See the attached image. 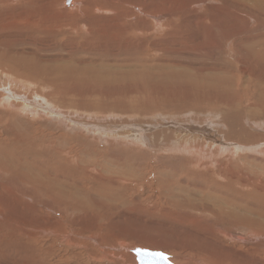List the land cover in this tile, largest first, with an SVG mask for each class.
<instances>
[{
	"label": "rangeland",
	"instance_id": "1",
	"mask_svg": "<svg viewBox=\"0 0 264 264\" xmlns=\"http://www.w3.org/2000/svg\"><path fill=\"white\" fill-rule=\"evenodd\" d=\"M231 2L0 0V264H136L134 248L264 264L263 109L240 120L259 146L239 149L225 123L233 105L264 99V67L229 52Z\"/></svg>",
	"mask_w": 264,
	"mask_h": 264
},
{
	"label": "bare ground",
	"instance_id": "2",
	"mask_svg": "<svg viewBox=\"0 0 264 264\" xmlns=\"http://www.w3.org/2000/svg\"><path fill=\"white\" fill-rule=\"evenodd\" d=\"M187 1V0H186ZM189 1V0H188ZM85 2V1H84ZM100 2H101V0H100ZM192 2V1H191ZM195 2V1H194ZM78 3V2H77ZM189 3V2H188ZM232 7H231V10H228V11H230L229 13H231V16H232V19L234 20V21H236V22H238V24H239V27H238V32H236V33H234V35L232 36V46L228 49L229 50V52H231V54H237L238 53V48L239 47H242L245 51L243 52V53H245L246 54V56H248V57H252V59L251 60H249L252 64L253 63H257V64H260V65H262V67H264V41H262V40H264V20L262 21L260 18H258V21L257 22H255L254 20H252V21H250V18L251 17H249V15L250 14H257L258 13V8H259V4L260 3H264V0H232ZM27 4V3H26ZM190 4V3H189ZM221 5L223 4V3H220ZM100 5V4H99ZM114 4H112V5H108V8H105V10L104 11H102V12H104L105 14L107 13L108 14V12H107V10L109 9L112 13H113V15L116 13V10H117V8L115 7V6H113ZM226 5V4H225ZM262 5V4H261ZM229 6H231V5H229ZM228 6V7H229ZM264 6V5H263ZM92 6H90V8H91ZM135 9H137V10H139V8H143L142 6H138V8H137V6L136 5H134L133 6ZM215 7V6H214ZM230 8V7H229ZM214 9V8H213ZM101 10H103V9H99L98 8V11H101ZM146 10L147 9H145L144 10V12H146ZM191 10V9H190ZM208 10V9H207ZM106 11V12H105ZM217 11V10H216ZM224 11V10H223ZM264 11V10H263ZM30 12V11H29ZM44 12V11H43ZM141 12V11H140ZM226 12H227V10H226ZM142 13V12H141ZM161 13V12H160ZM164 15H170V12H168V9H166V11H163L162 12ZM162 13L160 14V15H162ZM174 13V12H173ZM193 13V12H192ZM198 14V13H197ZM209 14V13H208ZM164 15H162V16H164ZM174 15V14H173ZM124 16V15H123ZM146 16H148V15H146ZM182 16V15H181ZM191 16V15H190ZM155 17V16H154ZM167 17V16H166ZM179 17V16H178ZM212 17V16H211ZM223 17V16H222ZM106 18H108V16L106 17ZM164 18V17H163ZM168 18V17H167ZM156 19V18H155ZM161 19V18H160ZM223 19V18H222ZM255 19V18H254ZM39 20V19H38ZM106 20V19H105ZM199 20V19H198ZM225 20V19H224ZM37 22V21H36ZM204 22V21H203ZM25 23V22H24ZM29 23V22H28ZM174 23V21H173V19H170V24L172 25ZM186 23H187V21H186ZM191 23V22H190ZM252 23V24H251ZM82 24V23H81ZM157 24V23H156ZM169 24V25H170ZM175 25H176V23H174ZM88 25H89V23H88ZM185 25V24H184ZM38 26V25H37ZM93 26V25H92ZM91 26V27H92ZM94 26H95V24H94ZM103 28H105V25H103L102 26ZM102 27H97V29L95 30L96 31V34L97 35H100V36H102L103 35V37H106L105 39H108L109 37H108V35H107V33H110V34H112L113 32H111L110 31V28H105V29H103V30H101V28ZM58 28V27H57ZM168 28V27H167ZM175 32V31H174ZM148 37V36H147ZM171 37H172V35H171ZM227 39L226 40H228V38H230L229 36L228 37H226ZM173 39V38H172ZM176 45V44H175ZM200 45V44H199ZM198 46V45H197ZM158 47V46H157ZM196 48V47H195ZM242 49V50H243ZM241 51V50H240ZM254 52H255V55H254ZM240 65H242V63L240 62ZM244 65V64H243ZM204 67V66H203ZM200 69H203V68H200ZM210 69H212L213 70V72H216L217 71V68L216 67H214V66H210ZM204 70H208V68L206 67V68H204ZM202 71V70H201ZM242 71V70H241ZM208 72V71H207ZM201 73V72H200ZM6 77H7V75H6ZM207 77H209V76H206V78ZM250 77H251V75H250ZM10 78V77H9ZM12 80V79H11ZM204 80V79H203ZM8 81V80H7ZM14 81H18V80H14ZM14 81H13V83H14ZM208 82V81H207ZM216 83H217V85H218V82L216 81ZM11 85H13L12 83L10 84V83H8V84H6V89L8 88V90L12 87V88H14L13 86H11ZM17 87V86H16ZM218 86H216L215 88H217ZM4 89H5V87H4ZM3 88H2V90H4ZM16 90V89H15ZM10 94H12V93H10ZM2 95H3V93H2ZM25 95V94H24ZM5 96V95H4ZM12 96V95H11ZM0 97H1V95H0ZM13 97V96H12ZM20 97V96H19ZM22 97V96H21ZM3 97H1L0 99H2ZM3 99H5V97L3 98ZM7 99V98H6ZM11 99L12 98H9V100L11 101ZM13 100V99H12ZM16 100V99H15ZM21 100H23L22 98H21ZM1 101V100H0ZM4 100H2L0 103L1 104H3L2 102H3ZM243 102H242V104H244V105H246L244 108H242V112H240V109L238 110V105H233L232 107H230L229 109H228V111H227V114H226V117H225V123H226V128H228L229 130H230V132L233 134V135H240L241 136V138H242V140L241 141H239V143L238 142H236V141H234L235 143H237V145L238 144H244V146L247 148V147H251V146H259V142H255V141H250V139L248 140V139H246V137H248V136H251V137H258V138H260L261 136L260 135H254V133L253 134H250V132H249V130H247L246 128H245V126L243 127V126H241L240 124V120L241 119H245V118H247L249 121H251L252 122V120L251 119H249V117H246V116H243L244 115V113L246 112V111H249L250 112V109L253 107V106H257V107H259V108H261V109H263L262 111H259L258 113H256L255 115H260V113L261 114H263L264 115V99H259V98H257V100L256 101H254V103L253 104H251L250 102H249V100H247V101H244V100H242ZM249 104V105H248ZM26 105H27V103H26ZM1 106V105H0ZM7 106H9V105H6V107ZM22 106V105H21ZM14 107V106H13ZM27 107V109H28V106H26ZM22 109V108H21ZM13 110V109H12ZM18 110H20V109H18ZM23 110V109H22ZM252 110V109H251ZM4 111H6V110H4ZM3 111V112H4ZM29 111V110H28ZM248 112V113H249ZM2 113V112H1ZM7 113V112H6ZM220 113H224V111H220ZM4 114V113H3ZM2 115V114H1ZM9 115V114H8ZM8 115H7V118H8ZM11 115H14V114H11ZM156 115H159V114H156ZM155 115V116H156ZM248 115V114H247ZM33 116V115H32ZM168 116V115H167ZM249 116V115H248ZM10 117H12V116H10ZM154 117V116H153ZM161 117H162V115H161ZM164 117L165 116H163V118H162V120L164 121V122H166V123H168L167 121H165V119H164ZM214 117H218V115H212V113H211V120L214 118ZM4 118V117H3ZM34 118V117H33ZM41 118V117H40ZM219 118H221V117H219ZM8 119H10V118H8ZM222 119V118H221ZM221 119H220V121H221ZM246 119V120H247ZM2 120V119H1ZM0 120V121H1ZM150 120V119H149ZM168 120V119H167ZM38 121V120H37ZM153 121V120H152ZM174 121H176V120H174ZM2 122H3V120H2ZM28 122V121H27ZM124 122V121H123ZM163 122V123H164ZM178 122V121H177ZM219 122V121H218ZM222 122V121H221ZM258 122V121H257ZM262 122L263 121H259L258 123L259 124H261L262 125ZM36 123V122H35ZM172 123V122H171ZM186 123H188V120H186ZM212 123V122H211ZM210 123V124H211ZM242 123L244 124V122H243V120H242ZM0 124H1V122H0ZM122 124V123H121ZM194 124H196L195 122H194ZM198 125H201V124H199V123H197ZM209 124V125H210ZM213 125H214V122L212 123ZM94 125V124H93ZM141 125V124H140ZM157 125H159L158 123H157ZM173 125V127L175 128V129H177V130H180V129H182V124H180L179 125V123H176V124H172ZM192 125V124H191ZM221 125V124H220ZM223 125V124H222ZM16 126V125H15ZM85 126V125H84ZM164 126V125H163ZM4 127V126H3ZM18 127V126H17ZM91 127V126H90ZM134 127V126H133ZM155 127V126H154ZM157 127V126H156ZM168 127H170V126H168ZM184 127V126H183ZM203 127V126H202ZM44 128V127H43ZM79 128V127H78ZM82 128V127H81ZM171 128V127H170ZM185 128H187V127H185ZM189 128H195V129H200V128H198V127H195V126H189ZM7 129V128H6ZM20 129V128H19ZM115 129V128H114ZM167 129V128H166ZM188 129V128H187ZM91 130H93V129H91ZM96 130V129H95ZM110 130H112V129H110ZM127 130V129H126ZM134 130H135V128H134ZM139 130V129H138ZM144 130V129H143ZM173 130V129H172ZM76 131V130H75ZM128 131V130H127ZM126 131V132H127ZM137 131V130H136ZM152 131V130H151ZM191 131V130H190ZM95 133H96V131H94ZM125 132V133H126ZM129 132V131H128ZM171 132V131H170ZM175 132H176V130H175ZM192 132H194V131H192ZM27 133V132H26ZM134 133V132H133ZM136 133V132H135ZM149 133V132H148ZM166 133V132H165ZM178 133H180V132H178ZM229 133V132H228ZM44 134V133H43ZM109 134V133H108ZM114 134V133H113ZM138 134V133H137ZM140 134V133H139ZM3 135V134H2ZM20 135V134H19ZM45 135V134H44ZM96 135V134H95ZM133 135V134H132ZM136 135V134H135ZM156 135V134H155ZM157 135H159V134H157ZM171 135V134H170ZM187 135V134H186ZM200 135H202V133L200 134ZM233 135H232V137H233ZM262 135V134H261ZM39 136V135H38ZM97 136V135H96ZM107 136V135H106ZM127 136V135H126ZM125 136V137H126ZM143 136V135H142ZM208 136V135H207ZM228 136H230V135H228ZM40 137H41V135H40ZM99 137V136H98ZM137 137H138V135H137ZM164 137V136H163ZM199 137V136H198ZM209 137V136H208ZM221 137H223V136H221ZM237 137V136H236ZM35 138V137H34ZM108 138V137H107ZM117 138V137H116ZM122 138V137H121ZM146 138V137H145ZM158 138V137H157ZM160 138V137H159ZM211 137H209V138H207L208 140L210 139ZM231 138V137H230ZM262 138V137H261ZM264 138V137H263ZM37 139H39V137L37 138ZM128 138H126V140H127ZM164 139V138H163ZM195 139H197L196 137H194V138H192V140L194 141ZM1 140V139H0ZM98 140V139H97ZM102 140V139H101ZM108 140V139H107ZM119 140H121V139H119ZM134 140V139H133ZM132 140V141H133ZM135 140H136V138H135ZM139 140V139H138ZM137 140V142L136 143H139V141ZM142 140H143V138H142ZM167 140V139H166ZM172 139H170L169 141H171ZM191 140V139H190ZM203 140V139H202ZM226 140H229V141H233V140H231V139H226ZM35 141V140H34ZM37 141V140H36ZM117 141V140H116ZM154 141V140H153ZM159 141V140H158ZM157 141V142H158ZM175 141V140H174ZM187 141H188V138H187ZM223 141H225V140H223ZM262 141V140H261ZM260 141V142H261ZM2 142V141H1ZM0 142V143H1ZM38 142V141H37ZM121 142V141H120ZM134 142V141H133ZM140 142H142V141H140ZM155 142V141H154ZM176 142V141H175ZM202 142V141H201ZM34 143V142H33ZM132 143V142H131ZM195 143V142H194ZM200 143V142H199ZM198 143V144H199ZM211 143V142H210ZM227 143V142H226ZM38 144H39V142H38ZM133 144H135V142L133 143ZM143 144V143H142ZM146 144V143H145ZM144 144V145H145ZM174 144V143H173ZM184 144V143H183ZM204 144V143H203ZM206 144V143H205ZM213 144V143H212ZM216 144V143H215ZM229 144V143H228ZM2 145V144H1ZM40 145V144H39ZM55 145H56V143H55ZM59 145V144H58ZM178 145V144H177ZM185 145V144H184ZM207 145V144H206ZM225 145V144H224ZM46 146V145H45ZM118 146V145H117ZM153 146V145H152ZM155 146V145H154ZM175 146V145H174ZM218 146H220V145H218ZM239 146V145H238ZM244 146H239V149H240V147H244ZM48 147V146H47ZM56 147H58V146H56ZM186 147H187V145H186ZM217 147V146H216ZM232 147V146H231ZM0 148H2V147H0ZM50 148V147H49ZM81 148V147H80ZM208 148H211V145H208ZM213 148H215V147H213ZM219 148H221V147H219ZM252 148V147H251ZM60 149V148H59ZM83 149V148H82ZM85 149V148H84ZM155 150H156V148H154ZM218 149V148H217ZM224 149V148H223ZM153 150V149H152ZM210 150V149H209ZM216 150V149H215ZM224 150H226V149H224ZM230 150V149H229ZM250 150V149H249ZM172 151V150H171ZM251 151V150H250ZM253 151V150H252ZM57 152V151H56ZM157 152V151H156ZM218 152V151H217ZM216 152V153H217ZM239 152V151H238ZM261 152H262V150L260 151V154H261ZM158 153V152H157ZM213 153V152H212ZM215 153V152H214ZM253 153V152H252ZM131 154V153H130ZM138 154H139V152H138ZM180 154V153H179ZM218 154H219V152H218ZM156 155V154H155ZM181 155V154H180ZM217 155V154H216ZM227 155V154H226ZM7 156V155H6ZM73 156V155H72ZM74 156H75V154H74ZM73 156V157H74ZM235 156V155H234ZM192 157V156H191ZM201 157V156H200ZM199 157V161H200V158ZM217 157V156H216ZM70 158V157H69ZM219 158V157H218ZM73 159V158H72ZM136 159H137V157H136ZM159 159V158H158ZM161 159V158H160ZM212 159V158H211ZM63 160V159H62ZM74 160H76L75 158H74ZM62 162V161H61ZM73 162V161H72ZM79 162V161H78ZM196 163V162H195ZM74 164H75V162H74ZM78 164V163H77ZM87 164V163H86ZM184 164L186 165V164H189V162L188 161H184ZM212 164V163H211ZM42 166V165H41ZM235 166V165H234ZM237 166V165H236ZM235 166V167H236ZM253 167V166H252ZM222 170V169H221ZM54 171V170H53ZM216 171V170H215ZM218 171H219V169H218ZM227 171V170H226ZM226 171H225V173H226ZM230 169H229V173H230ZM84 172V171H83ZM222 172V171H221ZM232 172V171H231ZM235 172V171H234ZM242 172V171H241ZM254 172V171H253ZM264 172V171H263ZM74 173V172H73ZM227 174V173H226ZM236 175H237V173H236ZM259 175V174H258ZM160 176V175H159ZM220 176V175H219ZM246 176V175H245ZM224 177V176H223ZM230 177V176H229ZM235 177V176H234ZM247 177V176H246ZM263 177V176H262ZM56 178V177H55ZM61 178H62V176H61ZM231 178V177H230ZM259 179H261V178H259ZM61 180V179H60ZM225 180V179H224ZM263 180V179H262ZM55 181L57 182L56 183V186H53L52 187V189H50L51 190V192H56V193H61V194H64L65 192H66V189H64L61 185H60V182L57 180V179H55ZM227 181V180H226ZM232 179H231V183H232ZM256 181V180H255ZM63 182V181H62ZM62 182H61V184H62ZM230 182V181H229ZM234 182H236V180L234 181ZM239 183L240 182H242V181H238ZM63 183H65V182H63ZM67 184H68V181L66 182ZM166 183V182H165ZM235 184H237V182L235 183ZM245 184H247V182L245 183ZM72 185V184H71ZM75 185V184H74ZM73 185V186H74ZM242 185V184H241ZM64 186V185H63ZM67 186H69V185H67ZM67 186L65 187V188H67ZM249 186H251V187H253L252 185H250L249 184ZM259 186V185H258ZM69 188V187H68ZM71 188V187H70ZM107 188V187H106ZM257 188V187H256ZM75 189V188H74ZM252 189H254V187L252 188ZM80 190V189H79ZM217 190V189H216ZM260 191L262 190V189H259ZM264 190V189H263ZM251 191V190H250ZM253 191V190H252ZM71 192H74V191H71ZM263 192V191H262ZM261 192V193H262ZM253 193V192H252ZM182 194V193H181ZM89 195V194H88ZM260 197V196H259ZM25 198V197H24ZM84 198V197H83ZM94 198V197H93ZM213 199V198H212ZM28 200H29V198H28ZM200 200V199H199ZM207 200V199H206ZM18 202V201H17ZM54 202V201H53ZM217 202V201H216ZM223 202H225V201H223ZM222 202V203H223ZM22 204V203H21ZM205 204V203H204ZM220 204H221V202H220ZM224 204V203H223ZM2 205H4L3 203H2ZM31 205V204H30ZM207 205V204H206ZM117 207V206H116ZM3 208V207H2ZM233 208V207H232ZM235 208V207H234ZM252 208V207H251ZM1 210V209H0ZM243 209H241V211H242ZM246 210V209H245ZM226 211H228V210H226ZM239 211V210H238ZM83 212V211H82ZM231 211H229V213H230ZM243 212V211H242ZM246 212H248V211H246ZM109 214V213H108ZM240 214H241V212H240ZM247 214H249L250 215V213L248 212ZM84 215V214H83ZM243 215V214H242ZM42 216V215H41ZM236 216V215H235ZM245 216H247V215H244L243 216V219H244V217ZM43 217H44V215H43ZM241 217V216H240ZM252 218V217H251ZM37 219V218H36ZM42 219V218H41ZM44 219V218H43ZM247 219V218H246ZM245 220V219H244ZM251 220H253V219H251ZM257 220V219H256ZM259 222V221H258ZM36 223H38L39 224V222H36ZM45 223V222H44ZM47 223V222H46ZM49 223V222H48ZM33 224V223H32ZM35 224V223H34ZM254 224V223H253ZM28 225H29V222H28ZM31 225V224H30ZM244 225V224H243ZM258 225V224H257ZM32 226V225H31ZM43 226V225H42ZM186 226V225H185ZM220 226V225H219ZM193 227V226H192ZM21 228V227H20ZM189 228V227H188ZM191 229V228H190ZM195 229V228H194ZM104 230V229H103ZM251 230V229H250ZM253 230V229H252ZM106 231H107V229H106ZM105 231V232H106ZM49 232V231H48ZM225 232H227V231H225ZM224 232V233H225ZM255 232V231H254ZM259 232V231H258ZM47 233V232H46ZM209 233V232H208ZM249 233V232H248ZM253 233V232H252ZM257 232H255L254 234H256ZM250 234V233H249ZM48 235H50V234H48ZM106 235V234H105ZM177 235V234H176ZM209 235V234H208ZM226 235H228V234H226ZM235 235V234H234ZM233 235V236H234ZM253 235V234H252ZM245 236V235H244ZM108 237V236H107ZM170 237V236H169ZM182 237V236H181ZM230 237V236H229ZM236 237V236H235ZM253 238V237H252ZM232 239H234V238H232ZM236 239H239V238H236ZM247 239V237L245 238V240ZM245 240H243V241H245ZM252 240V239H251ZM255 240V239H254ZM66 241V240H65ZM233 241V240H232ZM250 241V240H249ZM258 241V240H257ZM99 242V241H98ZM241 243V242H240ZM254 243H256V242H254ZM247 244V243H246ZM120 246V245H119ZM228 246V245H227ZM182 247V246H181ZM230 247V246H229ZM224 248H226L225 246H224ZM231 248V247H230ZM247 248V247H246ZM148 249V248H147ZM182 249V248H181ZM233 249H234V247H233ZM248 249V248H247ZM103 250V249H102ZM176 250V249H175ZM236 251H238V250H236ZM231 252H234V251H232L231 250ZM240 252H243V251H240ZM237 255V254H236ZM130 256H133V255H130ZM185 256V255H184ZM196 256V255H195ZM239 256H240V254H239ZM134 257V256H133ZM183 256H181V257H179V258H182ZM236 257V256H235ZM241 257V256H240ZM243 258V257H242ZM107 259V258H106ZM183 259V258H182ZM186 260L187 259H189V258H185ZM206 259V258H205ZM255 259V258H254ZM98 261V260H97ZM101 261V260H100ZM203 261V260H202ZM229 261V260H228ZM201 263V262H200ZM83 264V263H82ZM103 264V263H102ZM174 264V263H173ZM202 264V263H201ZM204 264V263H203Z\"/></svg>",
	"mask_w": 264,
	"mask_h": 264
},
{
	"label": "water",
	"instance_id": "3",
	"mask_svg": "<svg viewBox=\"0 0 264 264\" xmlns=\"http://www.w3.org/2000/svg\"><path fill=\"white\" fill-rule=\"evenodd\" d=\"M131 252L135 255L136 264H173L169 257L160 251L134 248ZM160 254H163V256ZM164 257L167 259H164Z\"/></svg>",
	"mask_w": 264,
	"mask_h": 264
},
{
	"label": "snow or ice",
	"instance_id": "4",
	"mask_svg": "<svg viewBox=\"0 0 264 264\" xmlns=\"http://www.w3.org/2000/svg\"><path fill=\"white\" fill-rule=\"evenodd\" d=\"M161 256H163V254H160ZM164 259H167L166 257H164Z\"/></svg>",
	"mask_w": 264,
	"mask_h": 264
}]
</instances>
